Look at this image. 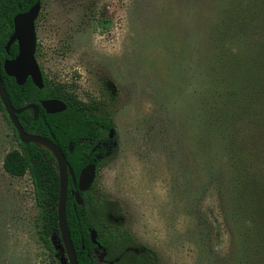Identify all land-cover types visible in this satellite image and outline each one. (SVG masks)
Here are the masks:
<instances>
[{"label": "rangeland", "instance_id": "1", "mask_svg": "<svg viewBox=\"0 0 264 264\" xmlns=\"http://www.w3.org/2000/svg\"><path fill=\"white\" fill-rule=\"evenodd\" d=\"M36 31L43 73L106 101L98 115L115 129L83 194L117 236L98 264H264V230L246 227L232 192V159L264 176V127L240 121L220 143L206 122L218 81L264 69V0H43ZM17 146L0 111V264H68L41 238L29 174L3 168Z\"/></svg>", "mask_w": 264, "mask_h": 264}, {"label": "trees", "instance_id": "2", "mask_svg": "<svg viewBox=\"0 0 264 264\" xmlns=\"http://www.w3.org/2000/svg\"><path fill=\"white\" fill-rule=\"evenodd\" d=\"M36 2L42 5L43 0H0L1 64L4 60L15 57L19 51L16 41L8 50L6 49V44L14 30L15 15L27 11ZM38 53L37 47L36 58ZM2 78L15 107L19 108L28 103H34L39 107L37 118H34L32 109H26L18 114L23 128L27 132L51 138L64 151L77 180L88 165L94 164L98 167L101 160L114 151L115 137L110 138L103 133V128H111L113 124L100 119L98 115L101 112L105 113L106 101L92 99L86 102L79 98L68 84L50 79L44 73L42 88L36 86L31 77H28L23 84L17 83L16 78L8 75L3 67ZM223 81H228L230 86L222 88V81H218L210 101L206 103L209 116H212L206 122L210 129L215 128L220 143L240 121L253 122L264 127V69L229 73L223 77ZM50 98L63 100L66 108L59 112H47L42 101ZM0 111H3L9 119L1 98ZM14 132L18 146L5 154L3 168L13 176L29 174L31 177L36 202L42 208L41 238L45 245L54 251L58 249L55 242H59L62 247L57 213L59 170L56 156L49 148L35 141H21L15 128ZM70 144L73 145L72 150ZM240 161L241 158L236 161L232 159L233 166L239 171L232 184L234 204L237 203L239 209L243 210L248 221L245 223L246 227L264 230V200L259 193L260 188H264V176L251 165L249 169L244 163L240 164ZM246 161L251 163L248 159ZM77 186L70 175L67 221L71 238L79 264H98L94 252L100 248L108 251L117 236L109 234V229L111 230L109 223L103 222L97 227L93 225L86 202L84 201L82 205L77 204L75 196L71 194L72 190L78 189ZM81 194L83 195L84 192L81 191ZM88 200L92 206L96 204L91 202L90 197ZM93 228L97 230L98 243L92 241L90 232ZM133 249L138 253L154 255L152 249L146 245L134 243ZM61 250L64 251L63 247Z\"/></svg>", "mask_w": 264, "mask_h": 264}, {"label": "water", "instance_id": "3", "mask_svg": "<svg viewBox=\"0 0 264 264\" xmlns=\"http://www.w3.org/2000/svg\"><path fill=\"white\" fill-rule=\"evenodd\" d=\"M40 8L41 3L36 2L27 11L15 15L14 30L6 44V49L8 50L11 44L16 41L18 43L19 51L15 57L4 60L3 69L8 75L14 76L17 83L19 84H23L28 77H31L34 84L39 88H42L44 86L43 73L35 56L37 48V31L35 21L38 17ZM0 98L10 121L13 124V127L18 133L19 139L26 142L35 141L41 145H44L45 147L49 148L56 156L59 170V200L57 213L62 247L66 252L68 264H79L67 221L69 176L71 175L72 180L78 185V189L73 192V195L75 196L77 204L82 205L84 204V197L80 192L87 191L92 186L96 176V165H88L81 172L77 180L64 151L51 138L36 133L27 132L23 128L18 118V114L26 109H32L34 118H37L39 107L34 103H28L19 108L14 106L3 82L1 60ZM42 105L47 112L51 113L59 112L66 108V103L58 98L45 99L42 101ZM114 131L115 129L112 127L110 129V138L114 137ZM72 149L73 145L70 144V150ZM90 233L93 243H98L97 230L93 228L91 229ZM60 247L61 246H59V248Z\"/></svg>", "mask_w": 264, "mask_h": 264}, {"label": "flooded vegetation", "instance_id": "4", "mask_svg": "<svg viewBox=\"0 0 264 264\" xmlns=\"http://www.w3.org/2000/svg\"><path fill=\"white\" fill-rule=\"evenodd\" d=\"M41 6H42V5H41ZM40 10H41V8H40ZM39 14H40V11H39ZM39 14H38V17H39ZM38 17H37V19H38ZM37 19H36V20H37ZM35 25H36V21H35ZM36 50H37V48H36ZM1 65H2V67H3V64H1ZM111 128H112V127H111ZM111 128H103V130H105V129L108 130V132H107L106 135H109V136H110V129H111ZM77 187H78V186H77ZM90 188H91V187H90ZM74 191H76V190L74 189V190L71 191V194H72V195H73V192H74ZM83 192H85V191H83ZM80 193H81V192H80ZM81 195H82V194H81ZM82 196H83V195H82Z\"/></svg>", "mask_w": 264, "mask_h": 264}]
</instances>
